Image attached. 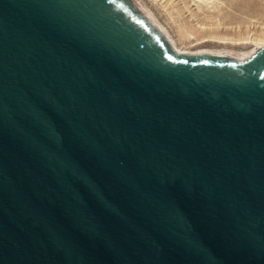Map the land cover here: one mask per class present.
Instances as JSON below:
<instances>
[{
    "label": "water",
    "instance_id": "water-1",
    "mask_svg": "<svg viewBox=\"0 0 264 264\" xmlns=\"http://www.w3.org/2000/svg\"><path fill=\"white\" fill-rule=\"evenodd\" d=\"M0 264H264V29L0 0Z\"/></svg>",
    "mask_w": 264,
    "mask_h": 264
},
{
    "label": "rangeland",
    "instance_id": "rangeland-1",
    "mask_svg": "<svg viewBox=\"0 0 264 264\" xmlns=\"http://www.w3.org/2000/svg\"><path fill=\"white\" fill-rule=\"evenodd\" d=\"M132 1L152 12L180 48L264 29V0Z\"/></svg>",
    "mask_w": 264,
    "mask_h": 264
},
{
    "label": "bare ground",
    "instance_id": "bare-ground-1",
    "mask_svg": "<svg viewBox=\"0 0 264 264\" xmlns=\"http://www.w3.org/2000/svg\"><path fill=\"white\" fill-rule=\"evenodd\" d=\"M133 2V1H132ZM136 3V2H135ZM133 2V4L135 5V7L147 18L148 22L155 27L158 31H160L163 35H165L168 39H170L173 43H176V41L173 39V37L170 35L169 31L164 28V26L157 20L156 16L148 11L145 12V10L143 11L139 6H137V4H135ZM144 7V6H143ZM147 11V10H146ZM178 46V45H177ZM179 47V46H178Z\"/></svg>",
    "mask_w": 264,
    "mask_h": 264
}]
</instances>
